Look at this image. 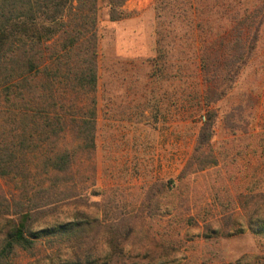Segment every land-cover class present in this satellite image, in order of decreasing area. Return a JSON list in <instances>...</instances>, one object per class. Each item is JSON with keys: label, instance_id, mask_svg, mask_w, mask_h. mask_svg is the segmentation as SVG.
I'll return each instance as SVG.
<instances>
[{"label": "rangeland", "instance_id": "obj_1", "mask_svg": "<svg viewBox=\"0 0 264 264\" xmlns=\"http://www.w3.org/2000/svg\"><path fill=\"white\" fill-rule=\"evenodd\" d=\"M224 1L223 13L230 3L227 6ZM156 3L127 0L121 8L122 19L112 21L108 0H99L98 87L95 93L78 96L80 113L92 105V98L96 101V148L91 154L80 148L75 128L68 122L58 145L80 156L66 175L69 206L59 211V220L84 224V237L88 238L85 247L101 252L103 257L122 249L133 253L146 250L154 264H238L253 257L263 260L264 236L241 227L247 218L246 207L248 217L251 214V196L264 192V166L255 149H246L248 143L255 148L257 140L229 135L220 121L213 140L219 165L202 171L197 165L186 169L208 114L199 105V97H192L197 95L195 78L187 79L186 84L177 73V65L165 76L154 65ZM207 4L204 7H215ZM257 6L264 10V0H241L237 8L254 10ZM203 14L205 23H216ZM163 17L166 24L171 22L178 28L189 25L182 16ZM218 23L230 22L225 17ZM42 50L49 55V45ZM255 60L238 88H255L257 94H263L264 40ZM36 86L44 91L39 77ZM3 99L1 95L0 156L11 154L9 141L17 130L10 116L15 110H10ZM225 103L216 108H223ZM256 108L258 123L264 125L263 97ZM41 158L36 150L29 153L26 166L30 170H26L17 156L12 166L15 170L20 166L15 173L0 176V212L7 211L5 197L18 199L25 189L35 199L51 184L55 173L42 166ZM263 215L258 211L255 218L263 219ZM42 217L37 214L34 218L38 228ZM229 217L239 221L232 231L225 229ZM108 224L126 239L125 244L108 243ZM54 251L66 252V247L60 243L53 247L42 240L32 252L17 249L10 264H50L45 257Z\"/></svg>", "mask_w": 264, "mask_h": 264}, {"label": "trees", "instance_id": "obj_2", "mask_svg": "<svg viewBox=\"0 0 264 264\" xmlns=\"http://www.w3.org/2000/svg\"><path fill=\"white\" fill-rule=\"evenodd\" d=\"M126 1L108 0L112 21L122 19L121 8ZM214 1L157 0L154 65L163 76L177 65V73L186 84L187 79L195 78L197 95L192 97H199V105L208 114L186 169L197 165L202 171L219 165L213 140L220 121L229 135L245 136L246 141L256 138L255 148L248 143L246 149H255L264 166V125L258 123L256 108L264 93L238 88L259 55L264 40V10L262 6L242 10L237 8L241 0H230L223 13V0ZM228 1H224L227 6ZM205 3H213L217 10L207 8L208 4L204 7ZM204 12L209 22L216 23H205ZM164 14L182 16L189 25L178 28L171 22L166 24ZM225 17L229 25L218 23ZM98 21L99 0H0V98L3 95L5 104L15 110L10 116L17 123L9 141L11 154L0 156V176L15 173L20 166L16 170L12 166L17 156L30 170L26 163L35 150L42 156V166L55 173L51 184L35 199L25 189L18 199L4 198L7 211L0 212V264H10L17 249L32 252L42 240L53 247L58 243L66 247V252L54 251L45 257L50 264H154L146 250H113L103 257L101 252L85 247L88 238L84 237V224L59 220V211L69 206L66 175L80 156L58 145L68 122L75 128L80 148L90 154L96 148V101L92 98V105L80 113L78 96L97 91ZM46 45L48 56L42 50ZM38 77L43 92L36 86ZM223 102V108H216ZM249 202L251 214L248 217L246 207L247 218H243L241 227L264 236V215L263 219L255 218L258 211L264 213V192L251 196ZM37 214L43 215L39 228L35 226ZM231 217L226 219L225 229L232 231L239 221ZM112 228L105 226L108 243L125 244L126 239ZM250 259L238 264H264V259Z\"/></svg>", "mask_w": 264, "mask_h": 264}]
</instances>
